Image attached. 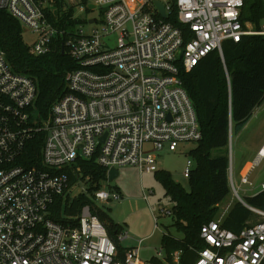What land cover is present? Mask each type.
<instances>
[{"label": "built area", "instance_id": "built-area-1", "mask_svg": "<svg viewBox=\"0 0 264 264\" xmlns=\"http://www.w3.org/2000/svg\"><path fill=\"white\" fill-rule=\"evenodd\" d=\"M160 1L166 17L158 13L153 0H92L88 5L63 0L64 9L71 2L80 11L97 13L83 20L92 24L85 31L82 24H75L78 19L71 30L55 26L47 15L53 12L54 0H0V9L34 34L29 46L33 55L47 53L56 34L71 31L65 46L77 65L66 74L64 93L43 118L33 108L36 87L32 78L13 71L0 49V264L182 263L183 248L167 253L161 246L143 260L139 255L142 240L124 247L121 242L128 238L124 230L114 238L108 234L94 201L119 199L120 194L101 189L104 181L92 192L91 203H85L77 215L64 217L66 224L50 217L56 198L63 202L76 196L70 197L69 190L88 179L68 184L65 168L72 170L76 159H93L106 170L107 181L111 167L131 165L140 174L154 172V151H174L180 142L200 140L196 113L180 71H191L213 50L221 56L225 40L264 35V15L257 27L240 20L244 0ZM172 1L182 28L167 20ZM38 133L45 134L39 163L27 167L20 159L27 140ZM230 137L231 128L229 187L256 218L233 232L221 226L230 205L226 206L217 218L200 226L203 246L188 245L195 252L190 264H264V204L251 206L239 196L231 174ZM261 159L264 143L251 168ZM193 167V160L188 159L185 178ZM240 182L252 185L247 174ZM263 189L261 183L252 194ZM160 214L171 215V210L161 208Z\"/></svg>", "mask_w": 264, "mask_h": 264}, {"label": "trees", "instance_id": "trees-1", "mask_svg": "<svg viewBox=\"0 0 264 264\" xmlns=\"http://www.w3.org/2000/svg\"><path fill=\"white\" fill-rule=\"evenodd\" d=\"M85 3L87 0H75ZM53 12L48 13L49 20L61 29H72V9H64L63 0H54ZM261 0H244L240 10V20L250 21L256 27L263 18ZM168 21L182 28L177 22L176 7L172 1ZM187 32V29L184 28ZM65 30L56 34L50 43V50L42 55H33L30 47L22 38L20 22L4 9H0V49L13 71L32 78L36 87L33 108L41 117H46L51 104L65 91V76L76 68L74 60L68 55L65 42L68 39ZM186 39L189 36H185ZM64 47V52L61 47ZM182 86L187 92L199 124L201 139L188 152L192 156L194 167L188 179V189L176 182L165 170L154 171L155 177L164 189L165 195L172 201V225L181 233L177 238L169 233L162 234L161 246L167 253L183 248L181 264H190L195 252L188 245L202 247L199 239L200 226L215 219L219 214V204L230 191L227 178V145L229 128L239 132L250 119L253 109L264 101V35H245L238 42L230 39L222 42L221 56L216 50L209 52L189 72L180 71ZM44 133L35 134L26 142L21 163L33 167L39 163V150ZM75 166L77 169H73ZM68 184L77 179L84 180L86 190L62 202L57 197L51 206L50 217L61 223L64 218L75 216L81 207L91 203V194L106 180V170L93 159H76L70 168H65ZM244 203L262 207L264 189L242 197ZM93 203V202H92ZM96 213L105 224L108 234L114 238L123 230L121 226L109 220L105 222L103 212ZM252 212L240 201L232 203L222 218L221 226L237 232L252 217ZM216 216V217H215ZM255 218V217H254ZM73 225L76 220L70 221ZM121 248V246H120ZM123 249V248H122Z\"/></svg>", "mask_w": 264, "mask_h": 264}, {"label": "rangeland", "instance_id": "rangeland-1", "mask_svg": "<svg viewBox=\"0 0 264 264\" xmlns=\"http://www.w3.org/2000/svg\"><path fill=\"white\" fill-rule=\"evenodd\" d=\"M92 0L86 2L88 5ZM167 1V0H164ZM67 4V1H66ZM72 15L78 19V23L84 26V30L91 28L90 23L83 22L92 16H97L95 11H80L78 5L71 4ZM22 27V38L26 44L32 45L35 38L26 27ZM112 38V36H111ZM264 142V102L255 110L247 124L239 132L232 131L230 137V149L232 154L231 174L234 186L237 188L239 196L245 195L246 188L257 189L261 183H264V159H261L252 168L253 159ZM196 142H180L174 151L163 148L154 151L156 156V167L158 170H165L171 174V177L188 189V179L184 177L183 170L188 159H192L189 150L195 147ZM145 147H147L145 145ZM193 160V159H192ZM247 174L252 185L240 182V175ZM110 193L119 191L120 198H111L105 202L94 201L96 208L104 213L105 222L113 220L123 226L128 238L121 242L124 247H133L140 244V258L150 259L161 248V237L164 233H169L175 237H181V233L172 225L171 217L161 215V208H171L172 201L165 195L164 189L155 177L154 172L139 173L138 167L126 165L118 168V175L111 182L104 181L100 185ZM86 188L84 182H78L69 190V196L72 197ZM153 191L150 193L149 191ZM146 195V198H144ZM237 197L230 188L229 193L219 204V210L222 211L226 206L237 201ZM253 214V213H252ZM154 216L157 220H154ZM216 217V216H215ZM255 214L252 215L249 222L255 220ZM149 234V235H148ZM147 235V236H146Z\"/></svg>", "mask_w": 264, "mask_h": 264}, {"label": "water", "instance_id": "water-1", "mask_svg": "<svg viewBox=\"0 0 264 264\" xmlns=\"http://www.w3.org/2000/svg\"><path fill=\"white\" fill-rule=\"evenodd\" d=\"M153 3L155 5V7L157 8L158 13L162 17H166V12H165L163 3L160 0H153ZM63 50H64V47L62 46L61 51H63ZM117 175H118V169L117 168H114V167L109 168L107 171V181L111 182L115 177H117Z\"/></svg>", "mask_w": 264, "mask_h": 264}, {"label": "crops", "instance_id": "crops-1", "mask_svg": "<svg viewBox=\"0 0 264 264\" xmlns=\"http://www.w3.org/2000/svg\"><path fill=\"white\" fill-rule=\"evenodd\" d=\"M263 102H264V101H263ZM263 102H262L259 106L255 107V108L253 109L252 114L255 112L256 109H258V108L263 104ZM251 116H252V115H251ZM246 124H247V122H246ZM246 124H245V125H246ZM245 125H244V126H245ZM244 126H243V128H244ZM243 128H242V129H243ZM242 129H241V130H242ZM263 143H264V142H263ZM263 143H262V144H263ZM256 154H257V153H256ZM255 157H256V155H255ZM253 160H254V159H253ZM244 175H245V174L240 175V178H241L242 176H244ZM247 177H248V175H247ZM248 179H249V178H248ZM256 190H257V187H256V189H252V187H251V188H246V189L244 190V192H245L244 195H245V196H247V195H251L252 192H254V191H256ZM117 191H118V190H117ZM118 192H119V191H118ZM220 212H221V211H219V214H220ZM219 214H218V216H219ZM218 216H217V217H218ZM217 217H216V218H217ZM154 220H155V219H154ZM120 226H121V228H123L122 225H120ZM123 230H124V229H123ZM148 235H149V234H148ZM146 236H147V235H146ZM174 237H175V236H174ZM177 238H180V237H177ZM160 245H161V244H160ZM139 255H140V252H139ZM151 257H152V256H151ZM151 257H150V258H151Z\"/></svg>", "mask_w": 264, "mask_h": 264}]
</instances>
